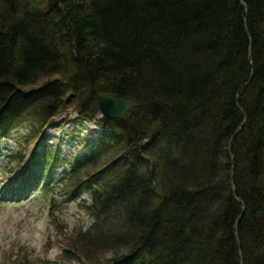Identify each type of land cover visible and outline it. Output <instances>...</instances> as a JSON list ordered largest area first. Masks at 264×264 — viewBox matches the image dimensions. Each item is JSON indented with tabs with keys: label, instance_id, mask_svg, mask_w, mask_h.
I'll return each instance as SVG.
<instances>
[{
	"label": "trees",
	"instance_id": "trees-1",
	"mask_svg": "<svg viewBox=\"0 0 264 264\" xmlns=\"http://www.w3.org/2000/svg\"><path fill=\"white\" fill-rule=\"evenodd\" d=\"M101 94L134 109L103 118ZM60 123L69 158L41 152ZM13 139L10 174L47 180L58 264H264V0H0V142ZM70 202L91 223L64 234Z\"/></svg>",
	"mask_w": 264,
	"mask_h": 264
},
{
	"label": "rangeland",
	"instance_id": "rangeland-1",
	"mask_svg": "<svg viewBox=\"0 0 264 264\" xmlns=\"http://www.w3.org/2000/svg\"><path fill=\"white\" fill-rule=\"evenodd\" d=\"M72 114L70 119H75ZM69 118V117H68ZM65 119V117L63 118ZM78 123V121H75ZM78 125V124H77ZM82 130L76 136L81 135V139L91 140L96 138L91 131L95 128L93 124H82ZM73 125L62 126L59 130H49L46 132L43 147L59 148L66 157H71L77 151V145L73 137L67 134L72 133ZM26 130H19L15 133V138L24 140ZM68 137V138H67ZM18 149L15 139L0 142V264H10L16 260L18 253H32L34 259H38L36 264L43 262H56L62 256L65 243L61 231L53 229L49 224V201L51 197L44 191L47 180L42 184L33 186L32 190L25 191L24 201L20 205H6L2 200L11 198L9 186L14 182L17 175H11L12 165L8 158L10 153ZM81 152L79 155L82 156ZM63 173H59L54 181L61 179ZM17 184V182H15ZM56 184V183H55ZM85 195L82 199H86ZM58 214L60 226H64V234L75 228L88 227L91 220L85 216L84 211L77 203H60ZM112 254H107L105 260H109Z\"/></svg>",
	"mask_w": 264,
	"mask_h": 264
},
{
	"label": "bare ground",
	"instance_id": "bare-ground-1",
	"mask_svg": "<svg viewBox=\"0 0 264 264\" xmlns=\"http://www.w3.org/2000/svg\"><path fill=\"white\" fill-rule=\"evenodd\" d=\"M103 96H108V97L114 98V99L113 100L107 99V101L105 102V107H102L101 98ZM99 106H100V110H101V116L103 118H107V119H111V120H120V119L124 118L128 113H130L134 109V103L132 101H126V100L121 99L119 96L114 95V94H101L99 96ZM125 108H128V110L122 114V111L125 110ZM113 109H118L115 111V114L118 117L108 118L106 116V114H109V112L113 113L114 112ZM119 113H121V115H118ZM13 175H15V174H13ZM15 180H17V177L15 178Z\"/></svg>",
	"mask_w": 264,
	"mask_h": 264
},
{
	"label": "water",
	"instance_id": "water-1",
	"mask_svg": "<svg viewBox=\"0 0 264 264\" xmlns=\"http://www.w3.org/2000/svg\"><path fill=\"white\" fill-rule=\"evenodd\" d=\"M107 99H111V100H113L114 98H110V97H108V96H103V97L101 98V104H102V107H105V102L107 101ZM113 110H114L113 113H110V112H109V114H106V116H107L108 118L118 117V116L115 114V111L118 110V109H113ZM127 110H128V108H125V110L122 111V114H123L125 111H127ZM118 115H121V113H119Z\"/></svg>",
	"mask_w": 264,
	"mask_h": 264
}]
</instances>
